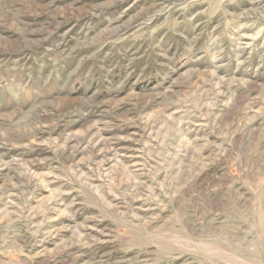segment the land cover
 Segmentation results:
<instances>
[{"label":"rangeland","instance_id":"rangeland-1","mask_svg":"<svg viewBox=\"0 0 264 264\" xmlns=\"http://www.w3.org/2000/svg\"><path fill=\"white\" fill-rule=\"evenodd\" d=\"M0 264H264V0H0Z\"/></svg>","mask_w":264,"mask_h":264}]
</instances>
